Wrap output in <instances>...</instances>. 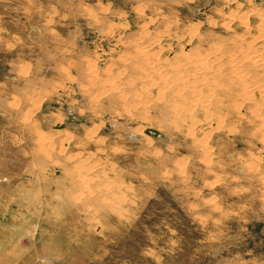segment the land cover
<instances>
[{
	"label": "rangeland",
	"instance_id": "rangeland-1",
	"mask_svg": "<svg viewBox=\"0 0 264 264\" xmlns=\"http://www.w3.org/2000/svg\"><path fill=\"white\" fill-rule=\"evenodd\" d=\"M255 8L264 0H0V264H264L250 120H232L207 167L159 76L119 94L138 48L167 78L182 55L243 36L239 17L256 34Z\"/></svg>",
	"mask_w": 264,
	"mask_h": 264
},
{
	"label": "bare ground",
	"instance_id": "bare-ground-1",
	"mask_svg": "<svg viewBox=\"0 0 264 264\" xmlns=\"http://www.w3.org/2000/svg\"><path fill=\"white\" fill-rule=\"evenodd\" d=\"M252 11L255 12V16H257V18L259 19V24L257 26H255L257 29L256 30L257 33L255 31L254 32L256 34H252L251 27L247 23V20L240 19V17H239V20L240 21L242 20L241 21L242 26H244V28L246 29V31L244 33L241 32L242 34H244L243 36H241V37L235 36L236 38L234 40H233V38L230 37L229 40L230 41L233 40V43L230 45H227V46H222V45L221 46L220 45L219 46H212L210 49L212 52L209 53V54H211V56H209V57H207L208 56V53H207L206 54L207 56L202 57V55H201V58L200 57H199L200 59L198 58L199 60L194 61V60H191L192 57L189 58L186 54L182 55L183 57L186 58V60H185L186 63L183 62L186 64V67L184 66L182 71H177V70L175 71L173 68L172 72L169 73L171 76L167 75V78L165 76H163L166 73L161 75L159 73V71L156 69L157 65L154 63L156 61L154 60L153 56H150L151 53L148 55L147 53L142 52V50L144 48H142V49L138 48L137 49L138 50L137 56L136 55H135L136 57L133 56L136 59L130 60L129 57L127 58L131 61V63H130V65H132L131 69L132 70L134 69V71L137 74L135 76H134V74L130 75L129 77H131V76L133 78H135L136 76L137 77L134 80L131 77V80L134 81V87L131 90L124 88V89H121V91H119L120 97H124V99H125L126 98L125 96L127 95V93L129 94L130 91H132V90L138 91V88H136V86L139 87V85H140L138 82H142L143 88H141V89L143 91L144 90L151 91L152 88H154V87L158 88L157 92H159V90H163V92L161 91L162 94H160V96L161 95H162L161 97H163L164 95L169 96V102L167 104H170L171 101H174V103H175V105L173 104V106H172V107H174V109H171L172 111L170 112V115L172 117H170V118L171 119L173 118L172 120L175 123H177L179 126H181V124L186 123L192 129V131L189 132L190 136L193 138L194 143L198 146V148L203 153L204 162H206L208 164L207 167H210L212 164L215 163V161H214V158L216 157L215 150L220 145V143L218 141L222 137V135H224L223 134L224 130H228L226 128L232 122V120H236V122H242V120H244L243 119L244 116L246 118H248L250 120L251 124L253 125V129L250 132L251 138H254V141L257 140V141L263 142V144H264V10L260 11V10L255 8ZM252 14L254 15V13H252ZM174 32H175V30H174ZM146 33H148V32H146ZM192 34H194V33H192ZM234 34L237 35L236 33H234ZM147 39L148 38H146V41H147ZM150 39H152V38H150ZM225 42H226V40H225ZM259 42H261V43H259ZM154 44H156V43H154ZM146 48L148 49L149 47L146 46ZM160 49H163V48L160 47ZM156 55H158V53H156ZM141 56H143V58ZM196 56H194V57H196ZM196 59H197V57H196ZM161 64H163V63H160L158 65H161ZM177 65H178V63H177ZM94 66H92V67H94ZM170 67H172V66H170ZM108 70H109V68H108ZM166 71H167V69H166ZM90 72L92 74H95L97 72V70H95V68L90 69ZM181 72H182V75L180 74ZM91 73H90V75H91ZM90 75H89V77H90ZM158 76L160 77L156 80V81H158V83H156L157 85H155L153 87V85L155 84L154 83L155 80H153V79L157 78ZM89 77H87V78L89 79ZM93 77L92 76L90 77L93 81L91 79H89V81H90V83L94 82L96 84L95 81H97V80H95V79H97V78L93 79ZM132 81L129 84H131ZM107 82H110V81H107ZM101 85H103V84H101ZM107 85H109V84H107ZM113 86L110 85L108 87V89L106 88V91L109 90L110 93H112L113 95L114 94L116 95L117 94L116 93L117 88L115 86H114L115 87L114 88ZM118 89H120V87ZM127 90H129V91H127ZM142 93H143V95H145V92H142ZM142 93H136L137 97H138V94L142 95ZM133 95H132V98H133ZM148 95H149V93H148ZM110 96H111V94H109V97ZM117 96H119V95H117ZM160 96H158V98L161 99V101H162V99H165V98H160ZM141 97L147 98V97H151V96H146V97L141 96ZM111 98H113V97H111ZM114 98H115V96H114ZM116 98L119 101V98L118 97H116ZM124 99H122V100L124 101ZM166 101H167V99H166ZM152 102H150V103L152 104ZM142 107H145V106L143 105ZM144 109H146V108H144ZM140 112H142L141 109H140ZM145 113L146 114L149 113L148 109L145 110ZM136 114H137V112H136ZM147 115H149V114H147ZM145 118L147 120H149L148 117L145 116ZM169 120H166L165 122H167ZM244 123H242V124H244ZM178 125L175 124L176 127ZM251 127L252 126H250V128ZM198 128L200 130H202V132H200L201 137H198L197 134H195L199 130ZM143 131L146 132L147 134H149V136L152 135L154 137L155 136L158 137L161 135V132L159 129L157 130V129H154L151 127L145 126L144 128H142V131H140V132H142V135H144ZM235 131L236 130L234 129L233 132H235ZM217 134H218V136H215ZM186 135H189V134H186ZM90 138H91V136H90ZM209 138H211V140H209ZM46 151H44V152L47 153ZM219 154H220V152H219ZM45 156H46V154H45ZM252 157H254V154ZM260 157H262V156H260ZM258 161H259V159H258ZM260 162H261V160H260ZM177 163H175V164H177ZM256 163L257 162H255V165L258 166L259 163L258 164H256ZM261 164H262V162H261ZM253 165H254V163H253ZM248 166L250 167L251 165L249 164ZM252 166L250 167V169L255 167V166H253V167ZM259 167H261L260 164H259ZM254 170L257 171L258 167H256V169H253V171ZM78 174H79V179H81V182L82 183L86 182V184H84V185H86L88 187L87 180L84 179L85 176L82 174V172L79 171ZM80 175H81V177H80ZM261 176H262V174H261ZM262 181L264 183V179ZM90 183H91V181H90ZM86 186L84 188H86ZM262 186H264V185H262Z\"/></svg>",
	"mask_w": 264,
	"mask_h": 264
}]
</instances>
